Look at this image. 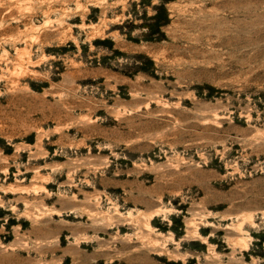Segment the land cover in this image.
Wrapping results in <instances>:
<instances>
[{
    "label": "rangeland",
    "instance_id": "rangeland-1",
    "mask_svg": "<svg viewBox=\"0 0 264 264\" xmlns=\"http://www.w3.org/2000/svg\"><path fill=\"white\" fill-rule=\"evenodd\" d=\"M0 264H264V0H0Z\"/></svg>",
    "mask_w": 264,
    "mask_h": 264
}]
</instances>
